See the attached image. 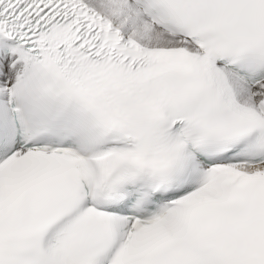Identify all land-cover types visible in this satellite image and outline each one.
I'll use <instances>...</instances> for the list:
<instances>
[{"label": "snow or ice", "instance_id": "1", "mask_svg": "<svg viewBox=\"0 0 264 264\" xmlns=\"http://www.w3.org/2000/svg\"><path fill=\"white\" fill-rule=\"evenodd\" d=\"M0 264H264V0H0Z\"/></svg>", "mask_w": 264, "mask_h": 264}]
</instances>
